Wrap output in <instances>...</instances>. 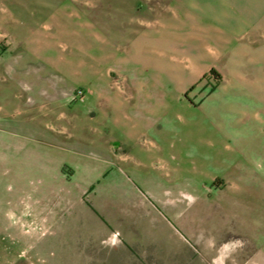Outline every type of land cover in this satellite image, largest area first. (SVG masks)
I'll return each instance as SVG.
<instances>
[{
	"label": "rangeland",
	"instance_id": "obj_1",
	"mask_svg": "<svg viewBox=\"0 0 264 264\" xmlns=\"http://www.w3.org/2000/svg\"><path fill=\"white\" fill-rule=\"evenodd\" d=\"M4 1L0 19L5 8L59 7L84 11L100 27L114 23L122 0ZM131 1L136 13L152 3ZM63 67L71 89L122 86L114 69L97 63ZM218 72L187 96L168 95L169 110L141 113L155 124L185 123V143L169 155L139 154L131 147L138 143L119 141L116 154L97 142L53 138L30 124L34 115L52 122L51 111L10 109L0 99V264H264V78L250 81L258 92L250 84L235 91ZM72 95L68 107L77 102ZM103 130L106 139L119 134Z\"/></svg>",
	"mask_w": 264,
	"mask_h": 264
},
{
	"label": "crops",
	"instance_id": "obj_2",
	"mask_svg": "<svg viewBox=\"0 0 264 264\" xmlns=\"http://www.w3.org/2000/svg\"><path fill=\"white\" fill-rule=\"evenodd\" d=\"M150 1L144 13H136V1L122 0L114 23L100 27L84 11L51 7V11L34 8L16 14L11 8L2 9L1 101L10 109L36 106L40 112L51 111L52 122L38 123L34 115L31 126L37 130L43 126L53 138L70 139L76 145L97 142L117 154L120 141L138 143L131 147L139 154L179 153L185 143V123L155 124L141 113L169 110L168 95L180 99L212 68L224 74L230 90L250 84L258 92V83L250 81L264 78V65L244 67L264 62V0ZM39 63L45 65L43 71L35 72ZM72 63L114 69L122 86L87 90V99L99 98L88 104L76 100L68 107L67 98L77 88L71 89L74 81H63L60 70ZM9 93L12 99L5 98ZM175 114L183 120L181 111ZM109 127L119 134L124 129L121 138L117 133L112 139L103 137V129ZM92 130L99 138L89 137ZM226 145L230 147L227 141Z\"/></svg>",
	"mask_w": 264,
	"mask_h": 264
},
{
	"label": "built area",
	"instance_id": "obj_3",
	"mask_svg": "<svg viewBox=\"0 0 264 264\" xmlns=\"http://www.w3.org/2000/svg\"><path fill=\"white\" fill-rule=\"evenodd\" d=\"M4 47V39L2 34L0 33V50ZM87 97V90L84 87H79L75 90L73 99L83 102Z\"/></svg>",
	"mask_w": 264,
	"mask_h": 264
},
{
	"label": "trees",
	"instance_id": "obj_4",
	"mask_svg": "<svg viewBox=\"0 0 264 264\" xmlns=\"http://www.w3.org/2000/svg\"><path fill=\"white\" fill-rule=\"evenodd\" d=\"M210 72L216 77V78H221L220 76V73L217 71V69H215V68H212L211 70H210ZM187 96V95H186Z\"/></svg>",
	"mask_w": 264,
	"mask_h": 264
}]
</instances>
